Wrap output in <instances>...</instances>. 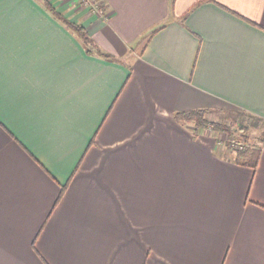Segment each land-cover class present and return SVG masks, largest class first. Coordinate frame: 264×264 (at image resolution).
Returning a JSON list of instances; mask_svg holds the SVG:
<instances>
[{"label": "crops", "instance_id": "0c3cea01", "mask_svg": "<svg viewBox=\"0 0 264 264\" xmlns=\"http://www.w3.org/2000/svg\"><path fill=\"white\" fill-rule=\"evenodd\" d=\"M0 264H264V0H0Z\"/></svg>", "mask_w": 264, "mask_h": 264}, {"label": "rangeland", "instance_id": "374dc122", "mask_svg": "<svg viewBox=\"0 0 264 264\" xmlns=\"http://www.w3.org/2000/svg\"><path fill=\"white\" fill-rule=\"evenodd\" d=\"M81 2H83V0H81ZM84 3L85 5L92 4V0H90V3H86V2ZM99 4H100L99 2L94 4L95 5L94 8L96 11L100 10ZM205 119H206V125H204L203 127L205 128V130H203V132L201 131V133H206L215 136L218 146L223 145L227 149L236 150L238 152H242V151L249 152L252 151L253 149L252 147L256 146L255 148H257V146L260 145L258 144L257 141H255L254 138L252 139L250 138V136H252L250 134V130H254V127L252 126L253 125L252 119L250 118V116H247L245 113L241 111L236 112L226 108L223 111L214 110L212 112H207L205 115ZM214 122L221 123L222 126L217 127L214 124ZM240 126L246 127V130L244 132L248 136V138L246 139L242 138V133L244 132L239 130ZM248 132L250 136L248 135ZM233 138L245 142L247 146L243 149H235L233 147H230L228 142Z\"/></svg>", "mask_w": 264, "mask_h": 264}, {"label": "trees", "instance_id": "16d2710c", "mask_svg": "<svg viewBox=\"0 0 264 264\" xmlns=\"http://www.w3.org/2000/svg\"><path fill=\"white\" fill-rule=\"evenodd\" d=\"M52 9H54V8H52ZM52 11H54L55 15L58 16L60 19H62L64 22H66L67 25L69 27H71L74 31H77L80 35H82L86 43L92 42L91 38L87 35L86 30L84 29V27L81 24H79V23L77 24L75 22L70 21L67 18H64L59 12H56L55 9ZM208 111H209L208 109H193V110H187V111H180V112L175 114V117L177 119H180V120H183V119L184 120H190V121L193 120L199 126H204V125H206L205 115ZM214 124L217 127L222 126V124L218 123V122H214ZM239 130L244 132L246 130V127L240 126ZM242 138H244V139L248 138V136L245 134V132L242 133ZM255 147H252L253 148L252 150H254V151L256 150L255 152L258 154L259 153V147H257V148H255ZM241 153H246V151H242Z\"/></svg>", "mask_w": 264, "mask_h": 264}, {"label": "built area", "instance_id": "2783aa9c", "mask_svg": "<svg viewBox=\"0 0 264 264\" xmlns=\"http://www.w3.org/2000/svg\"><path fill=\"white\" fill-rule=\"evenodd\" d=\"M83 2L90 3V0H83ZM100 7V6H99ZM229 146L235 149H243L247 146V144L243 141L236 140L235 138L229 140Z\"/></svg>", "mask_w": 264, "mask_h": 264}]
</instances>
